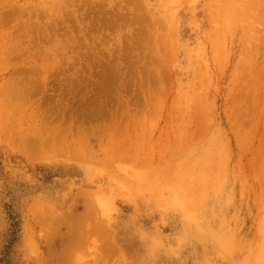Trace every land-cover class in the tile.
<instances>
[{
    "label": "rangeland",
    "instance_id": "374dc122",
    "mask_svg": "<svg viewBox=\"0 0 264 264\" xmlns=\"http://www.w3.org/2000/svg\"><path fill=\"white\" fill-rule=\"evenodd\" d=\"M255 171L264 0H0V264H228V197L254 256Z\"/></svg>",
    "mask_w": 264,
    "mask_h": 264
},
{
    "label": "bare ground",
    "instance_id": "6f19581e",
    "mask_svg": "<svg viewBox=\"0 0 264 264\" xmlns=\"http://www.w3.org/2000/svg\"><path fill=\"white\" fill-rule=\"evenodd\" d=\"M262 171H263V167H262ZM255 172L256 173L253 172L252 178H254L255 175L258 173L257 171ZM262 173L261 175L263 177L264 175ZM219 176H220V180L218 179V182L214 188V195L216 200H220L221 196L225 192L223 177H221V174ZM257 177L259 182H257L255 186H253L248 190H245L243 188V191L241 188V200L244 203H247V205L249 206L248 220L249 221L252 219L254 220L253 223L256 225V229L258 231L257 234H259L258 238L260 245L258 252H256V254L253 256L251 245L245 240V238H241L247 220L240 219L241 214L239 212L236 211H234L233 213L232 211L225 212L226 210H231V206L234 203L233 197H228L225 203L220 204L221 213L217 215L219 219V222L217 224L218 225L217 230L215 232L213 231L214 236L209 234L213 238V241L215 242L217 248L220 249V258L223 261L227 262L228 264H264V179L261 180L262 177L260 176V173L257 174L255 178ZM208 178L209 176L207 174H205L202 177L200 181L201 188H199L196 192L197 198L195 201L192 200L189 204L190 207H192L191 209L192 213L189 214L187 212L188 207L184 208L185 212L188 214L186 217L189 219L191 227L196 230L199 236L202 237H205L206 235L204 234L205 232L202 229L204 222L196 217L199 215V211L205 205L207 200L209 198H212V196L209 194L210 192L206 190L207 185L209 184ZM241 184L244 185V183ZM253 196H254V203L249 205L250 198L251 197L253 198ZM185 199H187L185 195L182 196H180L179 194L173 195L174 205L175 204L184 205ZM225 208L226 210L223 211ZM240 256H244L245 258L242 261H237L236 259Z\"/></svg>",
    "mask_w": 264,
    "mask_h": 264
}]
</instances>
